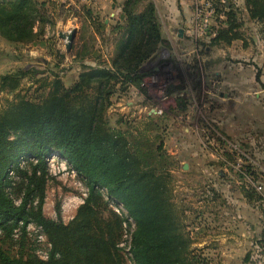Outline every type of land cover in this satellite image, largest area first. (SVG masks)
<instances>
[{
  "label": "trees",
  "instance_id": "trees-1",
  "mask_svg": "<svg viewBox=\"0 0 264 264\" xmlns=\"http://www.w3.org/2000/svg\"><path fill=\"white\" fill-rule=\"evenodd\" d=\"M212 1L218 17L211 43H231L240 37L238 16L224 3ZM246 4L251 19L264 31V0H246ZM67 5L54 0H0V37L14 46H46L48 27L55 29L64 12L67 18L70 15ZM110 36L111 62L83 65L71 87L58 74L40 79L44 73L25 69L0 77V93L14 95L0 110L1 235L9 241L18 232L25 248L27 227L35 224L52 245L48 260H43L32 252L16 257L0 242V264H126L119 244L125 224L131 225L129 218L136 224L130 245L135 264L199 262L174 203L176 161L158 135L162 120L145 115L130 121L134 127L124 129L120 125L128 121L112 126L108 117L114 96L136 88L149 98L145 81L152 73L143 69L159 57L165 43L156 5L151 0H125ZM25 81L32 83L27 92L36 98L23 93ZM181 89L170 87L168 96H176L182 110ZM146 104L147 100L142 106ZM56 153L88 188L85 202L68 224L45 217L43 211L48 160ZM22 160L28 163L23 168ZM247 174L258 179L251 170ZM245 192L250 201L263 202L254 188ZM120 204L129 218L111 208Z\"/></svg>",
  "mask_w": 264,
  "mask_h": 264
},
{
  "label": "crops",
  "instance_id": "crops-1",
  "mask_svg": "<svg viewBox=\"0 0 264 264\" xmlns=\"http://www.w3.org/2000/svg\"><path fill=\"white\" fill-rule=\"evenodd\" d=\"M54 1L67 3V6L71 7L67 23L70 21L74 23L78 19L81 22V29L84 27L92 31L97 44L101 43L106 35L112 41L110 31L120 21L122 4L125 2V0ZM151 1L158 10L165 43L162 47L163 52L160 50L159 57L153 61L160 70L153 72L149 69L148 71L152 73L149 78L164 79L167 86H182L180 97L185 101L183 109L181 110L176 96L169 98V107L178 111L180 119L185 120L186 126L183 127L185 135L191 132V127L187 125L191 118L196 116L194 111L200 109L207 111L209 117L214 119V126L223 134L229 145L225 157L235 165L238 164V155H241L245 161H242L241 168L255 172L259 180L256 181L264 186L263 26L251 19L246 0H216L237 14L240 27L236 31L240 37L231 43L221 42L220 45L213 46L211 42L216 34L209 33L195 45L187 35L193 20L192 8L187 1ZM89 11L91 16L88 15ZM221 19L224 20L225 17L222 16ZM0 39L4 45L14 46L1 37ZM203 45L204 54L200 51ZM175 71L177 77L173 75ZM130 93L140 100L141 105L146 100L147 104L151 102V98L146 99L136 88H132ZM180 138L179 136V143L174 145L175 148L182 146L186 153H191L194 157L203 155L201 149L194 150L188 145H181L184 140ZM231 146H237L239 151ZM169 155L180 161L181 158L178 156H183L173 150L169 151ZM209 156L215 158L214 155ZM224 170V173H220L221 181L212 183L213 188H204L205 191L217 192L216 197L209 198L208 195L211 193L207 191L206 198L195 201L189 198L181 201V216L184 224L188 220L191 221V228L189 226L186 228V232H189L187 234L200 239L199 244L194 245L196 249L204 253L208 251L222 253L228 260L235 262L236 256L242 254L244 258L248 253L246 246H250V243L247 245L245 242L246 238L248 240L251 236L252 226H255L259 233L263 229L260 246L264 250V225H259V216L252 213L254 202L245 195V190L250 189L251 185L247 183L241 170H231L234 172L233 175L228 169ZM184 189L198 190V185L187 183ZM261 203L264 204V201ZM262 208L263 205L260 206V209ZM240 236L244 238L241 245L235 244L238 242L235 238ZM209 244L213 250L209 248ZM262 254L264 255V251ZM258 264H264V258Z\"/></svg>",
  "mask_w": 264,
  "mask_h": 264
},
{
  "label": "rangeland",
  "instance_id": "rangeland-1",
  "mask_svg": "<svg viewBox=\"0 0 264 264\" xmlns=\"http://www.w3.org/2000/svg\"><path fill=\"white\" fill-rule=\"evenodd\" d=\"M66 20L67 15L64 12L59 16L55 29L51 30L48 27L47 35L50 41L46 46H8L4 45L0 39V77L10 73L12 74L19 69H25L44 73L39 76L40 79L42 77H49V74H58L64 82V85L66 87H71L77 80L83 65L95 66L99 61L111 62L114 53V44L109 36L105 34V39L97 44L93 39L94 36L92 35V31L84 27L81 29V22L78 19H76L74 23L72 21L67 23ZM75 29L78 30V37L73 44L72 50L68 53L66 50L67 42L60 38V34L70 33ZM204 49L205 46L203 45L200 49L202 54H204ZM173 75L177 77L176 71ZM171 86H167L164 79L156 77L149 78L147 82L145 81V89L149 98H151V102L145 105L147 106L146 109L140 104V100L132 96L129 92L125 96L117 95L111 98L112 106L108 112V117L112 126H116L119 120L123 122L128 121V124L123 123L120 125V127L124 129H127V127L128 129H130L129 127H134V123L130 121L134 119L139 120L145 115H153L156 117V120H162V130L158 132V135H160L164 141L165 151L167 154H169L170 150L174 152L177 151L178 154H183L182 157L178 156V158H181V161L175 159L176 164L172 171L174 179V203L180 215H182L181 201L189 198L193 201L199 198H206L207 191L211 193L208 195L209 198L216 197L217 192L213 193L210 190L205 191L204 188L211 187L212 183L221 181L222 177L220 173H224V169L227 170V168L219 157L216 147L209 145L206 141L200 140L198 136L192 135L196 129H202L207 123L214 125V119L210 118L207 111L203 109L194 111L196 112V116L191 118L190 123L187 125V127H191V132L189 135H185L183 131V127L186 126L185 120L183 121L180 119L178 111L169 107V98H175L174 96H168V89ZM30 88V84L25 81L22 87L23 93L27 92ZM26 94H29V96L33 98L37 97V95H33V92H27ZM13 100L14 95L0 93V110L5 108L8 103ZM140 109H142L141 112H139ZM152 110L154 111L152 112ZM212 128L217 130L216 135L224 138L223 134H221L216 126H212ZM179 136L181 137L180 139L184 140L181 145H188L194 150L201 149L203 155L194 157L193 154L186 153L182 146H177L175 148L174 145L179 143ZM204 151L207 153H204ZM237 151H239V148H237ZM209 155H214L215 158ZM243 162H245L244 159ZM27 164L28 163L24 160L22 166H26ZM184 164L188 165V169H184ZM48 166L49 178L43 207L44 215L49 219L55 221L60 220L64 224H68L76 216L78 208L85 202L88 196V188L72 166L65 159L61 158L59 154L56 153L50 157ZM211 167L213 168L210 169ZM228 171L231 172L232 175L234 174L231 168H228ZM14 175L12 177H14ZM257 181L259 180L257 179ZM257 181L255 182L258 184ZM187 183L198 185V190L189 189L185 191L184 186ZM193 187L194 185L192 188ZM19 202L20 200L16 201V203ZM261 205L264 207V204L260 201L252 203V213L259 216V225L262 226L264 225V208L260 209ZM111 208L116 212L119 210L120 213H123L125 217L129 218V213L122 204L117 206L112 205ZM129 222L131 225L125 224L124 236L119 247L123 249L122 254L125 263L135 264L130 254V245L133 232L136 229V224L131 218H129ZM185 225L186 228L187 226L191 228V221L188 220ZM262 232L259 233V231L255 229V226H252L251 236L248 240L246 238L245 242L247 245L250 243V246H246V248L248 247V253L244 258H242V254H240L239 257L236 256L235 262L228 260L227 256L222 253L218 254L217 252L210 251L204 253L202 250L196 249L194 245L199 244L200 239L188 235L190 239L193 240L191 246L193 255L196 256L199 261L195 264H258L264 258L262 254L264 250L260 246ZM31 233L32 236H29L25 248L22 246L19 234L13 237V240L4 241V236L1 235L2 233L0 231V242L16 257L20 256L21 253L31 252L44 256L46 249L43 244L35 242V234L32 229ZM186 233L189 232L187 231ZM235 239L238 240V242L235 240V244L240 243L241 245L244 238L240 236ZM207 240L210 241V239ZM209 246V248L213 250L211 244H209Z\"/></svg>",
  "mask_w": 264,
  "mask_h": 264
},
{
  "label": "built area",
  "instance_id": "built-area-1",
  "mask_svg": "<svg viewBox=\"0 0 264 264\" xmlns=\"http://www.w3.org/2000/svg\"><path fill=\"white\" fill-rule=\"evenodd\" d=\"M186 1L191 6L192 13H193L192 25L191 27L188 28L187 35L191 43L197 45L198 40L205 37L209 33H212V29L218 17L217 9L212 0H186ZM153 111L154 110H152V112ZM212 126L214 125L207 123L202 129H196L194 131L195 136H198L200 140L206 141L209 145L217 148L218 155L221 158L222 162L225 164L227 169L232 168L235 170H241V174L244 175V178L247 181V183L251 185V187H253L257 193L263 196V201H264L263 184H259V183L257 184L253 180V178H251L247 174V171L241 168L242 167L241 163L243 161V157L241 155H238V158H237L238 164H235V165H233L231 161H229L225 157L226 150L228 149L229 145L228 143H226L223 137L221 136L219 137L218 135H216L217 130L213 129ZM232 148H235V150L237 151L238 147L233 146ZM22 163H24V160L20 162L21 168L24 167L22 166ZM10 175L13 176L14 172H11ZM117 212L120 213L119 210H117ZM31 229L33 230L35 234V242L39 244H43L44 248L46 249V251L44 252V256H41L40 254H37V255L43 260H48L49 253L52 249V245L49 243L41 227L35 224H29V226L27 227L28 236H32ZM16 235H18V232H16Z\"/></svg>",
  "mask_w": 264,
  "mask_h": 264
},
{
  "label": "water",
  "instance_id": "water-1",
  "mask_svg": "<svg viewBox=\"0 0 264 264\" xmlns=\"http://www.w3.org/2000/svg\"><path fill=\"white\" fill-rule=\"evenodd\" d=\"M181 33L183 31H180ZM78 34V30H73L70 33H61L60 34V38L64 41H66V50L69 53L72 50L73 44L76 40ZM161 52H163V50L161 49ZM149 69H152L153 72H158L160 69L156 67V64L150 62L148 63V65H146L143 69V71H148ZM184 169H188V165H185Z\"/></svg>",
  "mask_w": 264,
  "mask_h": 264
}]
</instances>
